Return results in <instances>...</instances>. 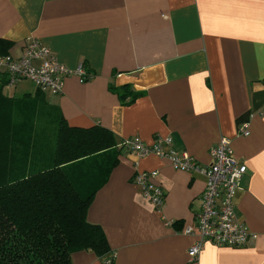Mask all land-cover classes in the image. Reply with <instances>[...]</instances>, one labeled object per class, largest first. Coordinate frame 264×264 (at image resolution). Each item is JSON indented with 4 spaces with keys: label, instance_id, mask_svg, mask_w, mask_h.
I'll return each instance as SVG.
<instances>
[{
    "label": "crops",
    "instance_id": "crops-1",
    "mask_svg": "<svg viewBox=\"0 0 264 264\" xmlns=\"http://www.w3.org/2000/svg\"><path fill=\"white\" fill-rule=\"evenodd\" d=\"M29 37L67 67L83 65L91 77L66 76L59 95L25 80L3 86L0 183L51 163L56 138L53 143L49 125L57 137L61 117L69 126L101 125L118 143L117 162L86 212L102 228L109 252L77 250L71 264L264 262V105L245 120L249 134L237 133V118L264 90V0H0V38L10 41L0 55L19 56ZM127 83L141 94L122 104L111 86ZM156 136L170 137L171 148L203 166L211 162L210 148L230 139L246 165L234 209L252 235L249 244L206 242L197 259L188 257L197 236L182 229L195 226L204 175L119 146L130 138L150 144ZM111 155L79 160L76 168L96 181ZM153 170L165 192L160 211L133 181L136 172Z\"/></svg>",
    "mask_w": 264,
    "mask_h": 264
},
{
    "label": "trees",
    "instance_id": "trees-1",
    "mask_svg": "<svg viewBox=\"0 0 264 264\" xmlns=\"http://www.w3.org/2000/svg\"><path fill=\"white\" fill-rule=\"evenodd\" d=\"M0 47V54H5L10 41L0 38ZM8 80V74L0 71V99ZM111 89L122 104L141 94L128 83ZM263 105L264 90L253 95L252 108L238 122ZM117 146L114 133L101 125L74 127L60 118L51 163L0 183V264H71L70 255L77 250L109 252L102 228L89 222L86 212L117 162ZM106 151L112 155L96 181L76 168L79 160Z\"/></svg>",
    "mask_w": 264,
    "mask_h": 264
},
{
    "label": "built area",
    "instance_id": "built-area-1",
    "mask_svg": "<svg viewBox=\"0 0 264 264\" xmlns=\"http://www.w3.org/2000/svg\"><path fill=\"white\" fill-rule=\"evenodd\" d=\"M0 71L8 74L9 84L28 80L45 94L59 95L63 92L65 77L75 75L80 81L91 75L83 65L69 68L54 55L51 49L37 38H27L19 56L0 55ZM239 135H248L246 121L238 125ZM119 146L131 150L137 157L155 154L166 158L175 168L204 175L205 186L201 194V209L195 215V226L186 225L184 234L196 235V240L187 249L191 260L197 259L204 243L216 246L242 247L249 244L252 235L234 209V197L241 189V179L246 173V165L239 161L233 152L230 139L221 137L210 148L211 162L200 165L184 150L171 148V138L156 136L152 143L146 144L138 138L124 139ZM158 171H138L133 181L142 196L160 211L164 206L165 192L154 179ZM111 264V259L106 261Z\"/></svg>",
    "mask_w": 264,
    "mask_h": 264
},
{
    "label": "rangeland",
    "instance_id": "rangeland-1",
    "mask_svg": "<svg viewBox=\"0 0 264 264\" xmlns=\"http://www.w3.org/2000/svg\"><path fill=\"white\" fill-rule=\"evenodd\" d=\"M21 84L26 85V86H30V87H31V84H30V82H29L28 80H25V81L21 82ZM5 86H6V85H5ZM6 87H7V86H6ZM55 130H56V129H55ZM49 135H50V137H51L52 142L55 143L56 133H54V132H52V131L50 130V125H49Z\"/></svg>",
    "mask_w": 264,
    "mask_h": 264
}]
</instances>
